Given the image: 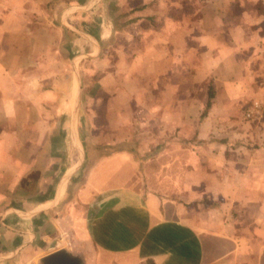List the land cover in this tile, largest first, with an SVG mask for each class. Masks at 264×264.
Here are the masks:
<instances>
[{
  "label": "crops",
  "instance_id": "crops-1",
  "mask_svg": "<svg viewBox=\"0 0 264 264\" xmlns=\"http://www.w3.org/2000/svg\"><path fill=\"white\" fill-rule=\"evenodd\" d=\"M137 118L158 147H128ZM63 248L264 264V0H0V264Z\"/></svg>",
  "mask_w": 264,
  "mask_h": 264
},
{
  "label": "rangeland",
  "instance_id": "rangeland-1",
  "mask_svg": "<svg viewBox=\"0 0 264 264\" xmlns=\"http://www.w3.org/2000/svg\"><path fill=\"white\" fill-rule=\"evenodd\" d=\"M79 23V22H78ZM110 58H112V59H106V65L107 66H104L103 64H101V61H98V62H92V61H89V60H87V61H85L86 62V69H89L90 67L92 68V69H94V67H95V69L97 68L98 69V71H103V69H106V70H110V68H111V65L112 64H114L115 63V61H113V57H110ZM100 63V64H99ZM95 64H97V65H95ZM83 66V65H82ZM90 82H91V77H90ZM211 80H209V79H207L203 84H201L199 87H198V92H197V95H198V100H201L202 98H203V96H204V99H202V100H206V101H208V95H209V92L210 93H212L213 94V98L212 99H214L215 98V92L213 91L212 92V88H213V86L211 85ZM204 91V92H203ZM149 95V94H148ZM147 95V96H148ZM106 96L107 97H109V94L108 93H106ZM143 96H145V95H143V94H138V93H136L135 95H132V97H131V99L133 98L134 100H136V101H140V100H142V99H144L143 98ZM151 98V96L148 98V99H150ZM212 102V101H211ZM244 107H242L241 109H240V112H238V110H237V112L238 113H240V116L241 117H243L244 118V121H250V119H248V118H245V116H244V111H245V109H243ZM206 110V109H205ZM143 110L141 109L140 110V112H139V114H141V115H143V114H145V112H142ZM143 113V114H142ZM204 114H206V111H204L202 114H201V118L204 116ZM139 121H142V119L141 118H137V119H135L134 120V124H133V129H132V134H133V139H131V140H129V143H128V147H132V148H140V147H142L143 146V144H147V146L150 144V143H152V147H158L157 145H156V143H157V141H146V140H142V137L141 138H136L137 136H139V135H141V133H143V131L146 129V130H149V129H151L150 128V126H146V125H144V123L143 122H139ZM98 128H99V130L96 132V137H98L99 139H103V137L105 136V134L107 135V133L109 132L108 131V126L106 125V124H101V125H98ZM183 128H188V126H185V127H183ZM87 132L85 133V130H82V131H80L81 133H80V135H82V133L84 134V136L86 137V135L88 136V135H90L89 133L91 132V134H93V133H95V132H93V130L91 129L90 130V128L88 127L87 129ZM193 130V129H192ZM188 131H190V130H188ZM109 134V133H108ZM128 135H129V133H127ZM109 136H110V134H109ZM113 142H117L116 141V139H114L113 140ZM175 142H182L181 144H185V143H183V141L181 140V141H175ZM125 145V143H122V144H113V145H110L109 147H106V150H104V152H110L111 150H114V149H116V148H119V147H121V146H124ZM151 145V144H150ZM186 145V144H185ZM90 146V145H89ZM103 146H105V144H100L99 145V147L100 148H103ZM154 164V163H153ZM153 167H156L155 165L153 166ZM152 168V167H151ZM155 170V169H154ZM154 174L155 175H158V172L157 171H155L154 172ZM166 174H173V172H168V173H166ZM182 174V173H181ZM183 174H185V173H183ZM183 180H184V178H183ZM145 190H147V189H145ZM155 190H158V188H155ZM162 191H166L165 189H161ZM209 201H210V199L209 198H201L200 200H199V202H195L192 206L191 205H189L190 206V211L197 217V218H199V219H203V220H206V219H208V211H211L212 209H215L216 207H217V209H218V204H216V203H210L209 204ZM220 206V205H219Z\"/></svg>",
  "mask_w": 264,
  "mask_h": 264
},
{
  "label": "water",
  "instance_id": "water-1",
  "mask_svg": "<svg viewBox=\"0 0 264 264\" xmlns=\"http://www.w3.org/2000/svg\"><path fill=\"white\" fill-rule=\"evenodd\" d=\"M40 264H84V261L70 249L63 248L41 258Z\"/></svg>",
  "mask_w": 264,
  "mask_h": 264
},
{
  "label": "built area",
  "instance_id": "built-area-1",
  "mask_svg": "<svg viewBox=\"0 0 264 264\" xmlns=\"http://www.w3.org/2000/svg\"><path fill=\"white\" fill-rule=\"evenodd\" d=\"M257 109H258V107L246 110V118H248V119L254 118L253 116L257 113V111H256Z\"/></svg>",
  "mask_w": 264,
  "mask_h": 264
},
{
  "label": "trees",
  "instance_id": "trees-1",
  "mask_svg": "<svg viewBox=\"0 0 264 264\" xmlns=\"http://www.w3.org/2000/svg\"><path fill=\"white\" fill-rule=\"evenodd\" d=\"M212 98H213V94L209 92V95H208V101H207V108L210 106V103H211ZM119 148H121V147H119ZM119 148H118V149H119ZM109 154H110V153H109ZM109 154L106 153L105 156H106V155H109Z\"/></svg>",
  "mask_w": 264,
  "mask_h": 264
}]
</instances>
